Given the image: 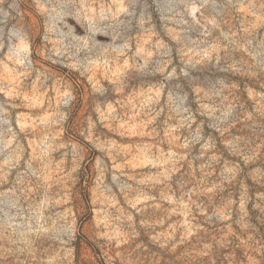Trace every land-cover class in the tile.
I'll use <instances>...</instances> for the list:
<instances>
[{"label":"rangeland","instance_id":"374dc122","mask_svg":"<svg viewBox=\"0 0 264 264\" xmlns=\"http://www.w3.org/2000/svg\"><path fill=\"white\" fill-rule=\"evenodd\" d=\"M0 264H264V0H0Z\"/></svg>","mask_w":264,"mask_h":264}]
</instances>
